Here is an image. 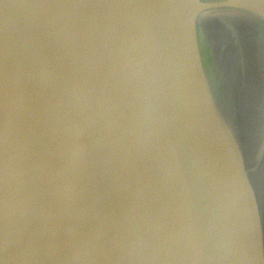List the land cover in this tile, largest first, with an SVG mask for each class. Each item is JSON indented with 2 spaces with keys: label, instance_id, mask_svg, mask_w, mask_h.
<instances>
[{
  "label": "water",
  "instance_id": "obj_1",
  "mask_svg": "<svg viewBox=\"0 0 264 264\" xmlns=\"http://www.w3.org/2000/svg\"><path fill=\"white\" fill-rule=\"evenodd\" d=\"M0 264H264V0H0Z\"/></svg>",
  "mask_w": 264,
  "mask_h": 264
}]
</instances>
